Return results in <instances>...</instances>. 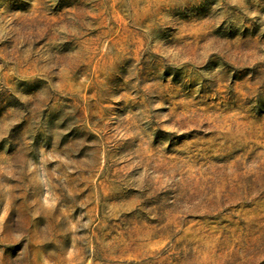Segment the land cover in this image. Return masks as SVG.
I'll list each match as a JSON object with an SVG mask.
<instances>
[{"label":"rangeland","instance_id":"1","mask_svg":"<svg viewBox=\"0 0 264 264\" xmlns=\"http://www.w3.org/2000/svg\"><path fill=\"white\" fill-rule=\"evenodd\" d=\"M0 264H264V0H0Z\"/></svg>","mask_w":264,"mask_h":264}]
</instances>
